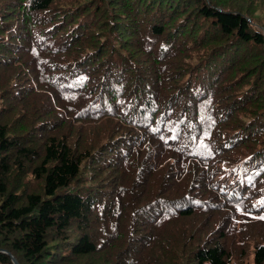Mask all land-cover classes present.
I'll return each mask as SVG.
<instances>
[{
    "label": "trees",
    "instance_id": "16d2710c",
    "mask_svg": "<svg viewBox=\"0 0 264 264\" xmlns=\"http://www.w3.org/2000/svg\"><path fill=\"white\" fill-rule=\"evenodd\" d=\"M262 202L264 0H0V249L19 264H236L250 233L264 264ZM198 214L214 226L160 231Z\"/></svg>",
    "mask_w": 264,
    "mask_h": 264
},
{
    "label": "rangeland",
    "instance_id": "374dc122",
    "mask_svg": "<svg viewBox=\"0 0 264 264\" xmlns=\"http://www.w3.org/2000/svg\"><path fill=\"white\" fill-rule=\"evenodd\" d=\"M186 53H187L186 56L189 58V60H187V61H194L196 55L192 51V49H190L189 51H186ZM95 124H97V123H93L90 125L92 126ZM244 154H246V152ZM219 164L222 165V167L227 164V166H229V171L232 172V170H230V168H231L230 163L223 161ZM241 167H243V166H241ZM229 180H232V178H230ZM218 184H219V182H218ZM161 190L162 189H159V190L155 191V193L157 194ZM245 196L248 197L250 195L248 194ZM242 214H243V210L238 208V215H242ZM248 215H250L251 217H256V213L253 211L249 212ZM201 218H202V215H200V214H198V216H195L193 218L181 219L179 221H177L178 220V218H177L176 220H174L172 223L168 224L167 226H162L160 231L169 230L171 227H175L178 224V222L180 223L181 227H184V228H191L194 225L198 224L200 227L210 230L214 226V221H212L210 225L209 224H202ZM240 221H241V218H237V222L239 223ZM254 241H256V240H254L252 234L250 233L249 235H247L245 238L242 239V245L238 246L237 245L238 242L236 243L234 250H232V257L234 258V261L236 264H238L237 263L238 259L242 260L241 264H253V262H252V251H253V246L255 244ZM258 241L264 242V240H261V239H258Z\"/></svg>",
    "mask_w": 264,
    "mask_h": 264
},
{
    "label": "water",
    "instance_id": "95a60500",
    "mask_svg": "<svg viewBox=\"0 0 264 264\" xmlns=\"http://www.w3.org/2000/svg\"><path fill=\"white\" fill-rule=\"evenodd\" d=\"M2 251L5 252V253H7L9 255V258H10L12 264H19L17 258L12 253L6 251L5 249H2Z\"/></svg>",
    "mask_w": 264,
    "mask_h": 264
},
{
    "label": "built area",
    "instance_id": "2783aa9c",
    "mask_svg": "<svg viewBox=\"0 0 264 264\" xmlns=\"http://www.w3.org/2000/svg\"><path fill=\"white\" fill-rule=\"evenodd\" d=\"M2 251V249H0V252ZM3 252V251H2ZM0 264H12L11 260L10 261H5V260H1L0 259Z\"/></svg>",
    "mask_w": 264,
    "mask_h": 264
},
{
    "label": "snow or ice",
    "instance_id": "6c2138e0",
    "mask_svg": "<svg viewBox=\"0 0 264 264\" xmlns=\"http://www.w3.org/2000/svg\"><path fill=\"white\" fill-rule=\"evenodd\" d=\"M262 203H264V202H262Z\"/></svg>",
    "mask_w": 264,
    "mask_h": 264
}]
</instances>
